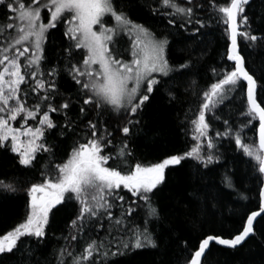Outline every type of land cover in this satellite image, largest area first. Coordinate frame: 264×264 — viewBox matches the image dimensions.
I'll use <instances>...</instances> for the list:
<instances>
[{"label": "snow or ice", "instance_id": "obj_1", "mask_svg": "<svg viewBox=\"0 0 264 264\" xmlns=\"http://www.w3.org/2000/svg\"><path fill=\"white\" fill-rule=\"evenodd\" d=\"M251 2L230 0L227 6H218L215 0H208L209 15L205 18L199 14L205 8L199 0H158L151 12L171 26L161 32L133 21L122 0H0V11L6 17V22L0 23V149L15 154L17 163L24 168L33 167L38 154L49 157L43 165L42 182L25 189L26 218L0 236V260L15 255L21 258V264H46L37 251L47 239L50 213L69 201L79 207L70 223L71 232L63 237L65 244L53 250L56 264H111L112 260L132 256L139 250L158 249L159 225L170 224L153 197L167 182V170L192 160L195 165L191 181L206 183L207 172L223 160L220 148L225 139L229 144L234 140L237 150L242 149L245 156L255 161L254 171L264 177V74L257 77L247 70L238 45V37L250 48L264 39L253 34L246 11ZM213 21L217 26H227V60L234 66L219 73L212 68L216 82L211 83L210 89H199L198 80L191 77L193 70H198L203 52L194 53L197 44L203 43L201 30L212 26ZM59 24L64 25L63 35L68 41L62 53L57 54L64 66L57 63L46 69L50 30ZM125 37L128 46L122 48ZM174 55H183L184 59L173 63ZM62 72L74 83L72 93L65 94L59 87ZM245 82L246 108L238 110L233 123L235 112L218 114V109L234 101ZM181 88L185 92L191 90L202 101L198 115L190 121L195 143L183 154H170L147 165L137 161L132 167L129 160L135 157V150L130 143L136 134L133 130L139 132V117L146 102L162 90L171 103L177 100ZM77 105L79 110L74 117L71 110ZM51 113L63 117V123H57ZM208 113L211 119L222 122L223 132L212 129L206 118ZM109 114L123 117V127L110 131L106 119H102ZM188 118L186 112L185 120ZM257 119L259 146L255 147L245 143V138L247 131L255 132L253 122ZM53 130L60 138L74 135L67 160L61 163H56L57 145L47 139ZM212 130L215 136L210 134ZM116 131L122 133L118 143L114 142ZM110 161H115L116 166ZM223 182L234 188L227 174ZM20 190L18 178H0V192L14 195ZM123 190L132 199L126 200L120 194ZM188 195L199 202L197 215L205 214L204 194L193 190ZM240 197L247 199L243 194ZM262 213L264 186L259 188V211L246 214L242 231L231 238L205 236L191 259L184 258V264H203L213 241L235 250L250 237L260 238L254 221ZM137 214L142 223L135 222ZM101 230L105 231L102 237L98 235ZM22 238L35 241L37 247ZM79 241H84V246L77 252Z\"/></svg>", "mask_w": 264, "mask_h": 264}, {"label": "trees", "instance_id": "obj_2", "mask_svg": "<svg viewBox=\"0 0 264 264\" xmlns=\"http://www.w3.org/2000/svg\"><path fill=\"white\" fill-rule=\"evenodd\" d=\"M120 2L121 0H117V3ZM122 2L125 5L124 10L133 21L143 23L145 26L161 32H167L171 28L167 25L166 19L159 15H153L151 12V8L158 6V0H122ZM199 2L205 5L204 9L199 10V14L206 18L209 15L207 7H210L208 0H199ZM228 2L230 0H215L218 6H227ZM246 11L251 18L253 34L264 36V0H252ZM4 22H6L4 11H0V23ZM226 27L223 24L217 26L213 21L212 26L201 30L204 33L203 43L197 44L194 55H200L201 51L203 55L199 61L198 70L194 69L191 77L198 80L199 89H210L211 83L216 82L211 71L212 68H216L219 73L230 65L234 66L233 62L227 60L229 41L224 31ZM50 32L51 35L46 45L47 60L44 67L47 69L58 63L63 68L64 61L58 59L57 54L62 53L63 48L68 45V41L63 35L64 25L59 24ZM181 32L183 36V31L181 30ZM174 39L176 38L170 37V40ZM124 41L127 42L126 37L121 41L122 47H124ZM238 45L240 54L245 58L247 70L255 73L257 77L264 74V39L250 48L242 38L238 37ZM183 59V55L172 57L173 63ZM229 70L231 69L229 68ZM187 83L188 81H185V85ZM23 87L25 86L22 85ZM59 87L65 94L75 90L74 83L64 72L59 77ZM177 97L176 101L170 103L164 92L158 90L151 96L150 101L146 102L139 117V132L133 130L136 134H134L130 146L135 150V157L129 160V165L134 167L137 161L145 165L156 163L167 155L183 154L195 143L192 140L194 126L190 121L198 115L199 105L202 101L197 100L191 90L185 92L183 88L178 90ZM59 103L58 97L57 104ZM245 108L244 87L236 94L234 101L218 109V114L223 112L226 115L230 110L235 112L236 115L233 116V123H235L236 117L239 115L238 110ZM190 109L191 111H189ZM78 110L79 105L72 108L71 113L74 117ZM186 112L189 116L187 121L185 120ZM50 115L57 123H63V117L57 113ZM206 118L210 120L212 129L224 131L222 122L211 119V113H208ZM102 119H106L110 131L117 126L123 127L125 123L123 117L117 118L111 114ZM29 123L35 122L30 121ZM253 123L256 130L255 132H246L245 143H252L258 147L256 136L258 119ZM210 134L215 136V130H212ZM114 137L116 138L114 142L118 143L122 138V133L116 131ZM252 137L254 140L249 139ZM47 139L48 143L57 145L55 149L56 163L66 161L74 135L60 138L57 136V130H53ZM220 151L223 153V160L220 165L212 166V170L207 172L206 183L202 184L199 180L195 183L191 181L190 173L195 161L185 160L182 165L167 170V182L153 197L170 224V226L163 223L159 225L157 238L160 247L155 250H139L132 256L112 260L111 264H184V258H191L205 236L212 234L231 237L242 230L247 218L246 214L259 208V188L262 186L264 177H260L259 173L254 171L255 161L245 156L242 149L237 150L234 140L229 144V141L225 139ZM48 159V154H38L34 166L24 168L17 163L18 157L15 154L0 149V178H18L21 189L14 195L0 192V236L12 230L26 218L28 197L25 189L34 183L42 182L43 165ZM109 164L113 167L116 166L115 161H110ZM225 174L231 177L234 188L227 187L223 182ZM193 190H198L206 197L204 203L207 210L203 215H197L199 202L188 195ZM120 194L124 195L126 200L132 199L131 194L126 190ZM240 194L245 195L247 199H241ZM213 196H215V201L212 200ZM185 204L187 208L184 207ZM78 207L79 205L75 201H69L58 205L50 213V226L46 229L47 239L44 244L38 247L37 251V256L46 264H56L53 250L59 249L65 244L63 237L68 236L71 232L70 223L75 218ZM115 211L118 213L119 209ZM134 220L137 223L143 222L139 214L134 217ZM155 227L153 225L154 230ZM254 227L260 238L250 237L235 250L211 243L203 258V264H264V243L261 242V238H264V213L257 218ZM104 234V230L98 233L101 237ZM22 240L25 243H30L33 248L37 247L35 241H29L28 238H22ZM83 246L84 241H79L77 252L82 251ZM33 259L35 260V257ZM67 259L70 261L71 258ZM0 264H21V258L15 255L6 256L0 260Z\"/></svg>", "mask_w": 264, "mask_h": 264}, {"label": "water", "instance_id": "obj_3", "mask_svg": "<svg viewBox=\"0 0 264 264\" xmlns=\"http://www.w3.org/2000/svg\"><path fill=\"white\" fill-rule=\"evenodd\" d=\"M234 63V62H233ZM245 95H246V82H245ZM258 128H259V124H258V127H257V133H256V136H257V143H258V146H259V133H258ZM263 186H264V184H263ZM254 211H259V208L258 209H256V210H254ZM250 214V213H249ZM263 214V213H262ZM261 214V215H262ZM258 218V217H257ZM245 223H246V221H245ZM254 223H255V221H254ZM242 231V230H241ZM238 234V233H237ZM212 235V234H211ZM236 235V234H235ZM218 236H220V235H218ZM234 236V235H233ZM233 236H231V237H233ZM222 238H231V237H223V236H221ZM212 243H215L214 241L212 242ZM198 247H199V245H198ZM198 247H197V249L196 250H198ZM195 250V251H196ZM194 251V252H195ZM194 254V253H193ZM192 254V255H193ZM191 259V258H190Z\"/></svg>", "mask_w": 264, "mask_h": 264}, {"label": "rangeland", "instance_id": "obj_4", "mask_svg": "<svg viewBox=\"0 0 264 264\" xmlns=\"http://www.w3.org/2000/svg\"><path fill=\"white\" fill-rule=\"evenodd\" d=\"M127 46H128V43L124 41V47H127ZM122 48H123V47H122ZM128 58L130 59L131 57L129 56ZM18 119H19V118H18ZM14 126L18 127L19 124H15V123H14Z\"/></svg>", "mask_w": 264, "mask_h": 264}, {"label": "bare ground", "instance_id": "obj_5", "mask_svg": "<svg viewBox=\"0 0 264 264\" xmlns=\"http://www.w3.org/2000/svg\"><path fill=\"white\" fill-rule=\"evenodd\" d=\"M263 184H264V179H263V183H262V186H263Z\"/></svg>", "mask_w": 264, "mask_h": 264}]
</instances>
